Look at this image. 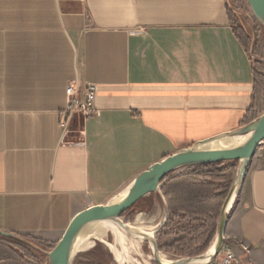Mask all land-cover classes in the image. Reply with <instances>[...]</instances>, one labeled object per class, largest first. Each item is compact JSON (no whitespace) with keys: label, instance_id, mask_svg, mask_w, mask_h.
<instances>
[{"label":"crops","instance_id":"obj_1","mask_svg":"<svg viewBox=\"0 0 264 264\" xmlns=\"http://www.w3.org/2000/svg\"><path fill=\"white\" fill-rule=\"evenodd\" d=\"M70 84L96 86L98 113L70 119L64 139ZM253 93L228 0H0V231L58 242L152 165L241 127ZM258 158L226 224L232 264H264ZM186 171L133 226L155 237L170 218L162 187Z\"/></svg>","mask_w":264,"mask_h":264},{"label":"water","instance_id":"obj_2","mask_svg":"<svg viewBox=\"0 0 264 264\" xmlns=\"http://www.w3.org/2000/svg\"><path fill=\"white\" fill-rule=\"evenodd\" d=\"M256 19L264 26V0H247ZM249 135V138L241 145L229 148L209 147L208 144L221 138H233ZM264 141V113L251 123L241 126L225 134L198 142L194 146L186 148L172 156H169L152 165L141 173L126 191V195L107 205L92 206L79 213L71 222L61 239L54 248L47 252L45 264H72L77 253H74V241L77 235L89 224L115 220L128 234H141L142 240H147L153 249L154 259L157 264H164L160 258L157 241L153 235L142 233L131 224L121 220L123 214L131 209L140 199L150 193L160 191L164 180L172 173L192 166L214 164L224 161H238V168L222 205L217 234L209 249L194 258H180L166 264H210L217 257L224 245L225 229L228 218L235 206L238 192L242 186L244 177L249 168L251 159L255 155L259 144ZM4 236L10 233L1 232ZM202 260V261H201Z\"/></svg>","mask_w":264,"mask_h":264},{"label":"trees","instance_id":"obj_3","mask_svg":"<svg viewBox=\"0 0 264 264\" xmlns=\"http://www.w3.org/2000/svg\"><path fill=\"white\" fill-rule=\"evenodd\" d=\"M232 29L242 43L233 27ZM252 111L253 103L242 120L241 126L247 125L258 118ZM236 163V161H224L199 165L192 170L172 177L173 179L167 180L162 187L170 211L169 224L171 223L176 226L183 221H188L190 225L194 224V226H197L189 236L177 241L181 244V248H184L185 245V248L191 249L190 243L196 240L198 233L202 235L205 233L203 232L205 230L210 229L212 231V233L210 231V235L205 243L200 248H195L197 253L182 255L199 256L209 249L210 244L214 240L215 233L217 234L220 211L223 205L222 201H225L229 192L228 190L233 183L228 179L226 173L229 170L238 168ZM171 175L168 177L170 178ZM145 197L140 199L128 211H136L137 207L141 204L148 203ZM188 238L192 239V241L189 242ZM50 244L44 240L34 239L29 235L11 234L10 236H4L0 231V264H45L48 259L46 253L50 250L47 248H49ZM168 248H171V246H168ZM74 264L112 263L109 260L105 246L98 243L92 250L79 253L76 256Z\"/></svg>","mask_w":264,"mask_h":264},{"label":"rangeland","instance_id":"obj_4","mask_svg":"<svg viewBox=\"0 0 264 264\" xmlns=\"http://www.w3.org/2000/svg\"><path fill=\"white\" fill-rule=\"evenodd\" d=\"M228 2H229V10H230V17H229L230 25H231V27L234 28L235 32L237 33V35L242 40V44L245 47V49L247 50V52H248V54H249V56L253 62L254 93H253V102H252L253 103V111L252 112L255 116L259 117L260 115H262L264 113V26L256 19V17L253 14V11H252L247 0H228ZM74 127H76V124L75 125L70 124V129H72L73 131H75ZM79 134H80V132H79ZM263 154H264V141H262V143L259 144L257 151H256L254 157L252 158V161H253V159L258 158L259 156H261ZM258 159H259V161H262L264 158L260 157ZM236 162H237L236 166H238L239 163H238V161H236ZM196 167L197 166H192V167H186L183 169L188 171V170H192ZM236 169L229 170L226 173V176L232 182H233V177H234V173H235ZM222 203H224V201H222ZM151 207H152V203H150V201H148V203H146L144 205L141 204L139 207H137L138 209H136V211H133V212H131V211L127 212L126 211L123 214L121 220L132 225L136 213L142 212V211H144L145 213H150V211L152 209ZM144 218L146 220L148 219L146 216H144ZM196 227L197 226H194V224L190 225V223L188 221H183L181 224L176 225V226L172 225L171 223L169 224V221H167L166 224L163 226V228L159 232L155 233V238L157 241V245H158L160 254H162L168 261L177 260L180 258L197 257L196 255H194V256L188 255L187 256V255H182V254L197 253L195 248H200L205 243V241L207 240V238L210 235L209 234L211 231L210 229L203 231L205 233H203V234L201 233L202 235H200L198 233L196 240L193 242H191L192 239L188 238L189 242H191L190 243L191 249L185 248V245H184V248H181L180 247L181 244L177 242V241H180V240L186 238L187 236H189L191 234V232L196 229ZM122 231L125 234H127L128 237H130V238L133 237L132 235L125 232L123 229H122ZM211 233H212V231H211ZM30 237H32V236H30ZM215 237H216V233H215ZM215 237H214V240H215ZM32 238L38 239L36 237H32ZM113 239H114L113 234L109 233L107 238H106V241L112 242ZM39 240H41V239H39ZM88 240H89V242H92V247L86 251H83V252H88V251L92 250L94 248V246H96L98 243H101L105 246V248L108 252L110 262L112 264H117L113 253L108 248V246L105 245V243H102L101 241H99L95 238L88 239ZM214 240H213V242H214ZM228 240L229 239H227L225 236L224 244H227ZM46 242L51 243L49 245V248H47L50 250L57 243V242H49V241H46ZM148 243L149 242L147 240H144V239L141 240V242L139 243L138 250L137 251L131 250L130 253L133 256V258H135L133 260L140 263V264H157V262L154 259L153 249H152L151 245ZM211 244H210V246H211ZM168 246H171V248H168ZM224 246L225 245H223V247ZM139 249H141V250H139ZM50 250H48V251H50ZM135 251L137 252V254L135 253ZM83 252H79V253H83ZM79 253H77L76 256ZM76 256L74 257L72 264H74ZM134 264H136V263L134 262Z\"/></svg>","mask_w":264,"mask_h":264},{"label":"bare ground","instance_id":"obj_5","mask_svg":"<svg viewBox=\"0 0 264 264\" xmlns=\"http://www.w3.org/2000/svg\"><path fill=\"white\" fill-rule=\"evenodd\" d=\"M248 138H249V135L238 136V137H233V138H221L219 140L209 143L208 146L209 147H220V148L235 147V146H239L243 144ZM126 193L127 192H124L121 195V197L125 196ZM136 221H137L136 223H139L137 226L138 228L132 225L135 229L145 234L147 232H148L147 234H151V235L154 234V229L146 227L141 224L142 221L139 216L136 218ZM109 233L113 234L114 239L112 242L106 241V238ZM92 238H95L101 241L102 243H105V245L108 246V248L111 250V252L113 253L115 257L117 264H134V262L136 264H140L133 260L135 258H133L130 251L138 250L139 243L142 240L141 234L138 233V235H135L132 238L128 237L127 234H125L122 231L119 223L115 220L94 222V223L89 224L87 227H85L77 235L74 241V253L83 252L91 248L92 242H89L88 239H92ZM136 251L135 253L137 254ZM159 258L164 264L174 261V260L168 261L162 254L159 255Z\"/></svg>","mask_w":264,"mask_h":264},{"label":"built area","instance_id":"obj_6","mask_svg":"<svg viewBox=\"0 0 264 264\" xmlns=\"http://www.w3.org/2000/svg\"><path fill=\"white\" fill-rule=\"evenodd\" d=\"M97 88L94 84H86L83 88L70 84L66 89L68 99L67 109L61 119V127L63 128V138L70 134V121L75 116L86 118L98 113L94 105ZM71 119V120H70ZM235 260L234 252L223 247L217 257L210 264H232Z\"/></svg>","mask_w":264,"mask_h":264}]
</instances>
